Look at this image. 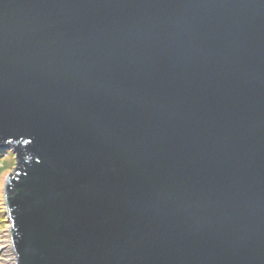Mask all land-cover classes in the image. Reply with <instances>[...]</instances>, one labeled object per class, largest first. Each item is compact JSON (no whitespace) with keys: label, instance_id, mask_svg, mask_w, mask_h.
Here are the masks:
<instances>
[{"label":"water","instance_id":"obj_1","mask_svg":"<svg viewBox=\"0 0 264 264\" xmlns=\"http://www.w3.org/2000/svg\"><path fill=\"white\" fill-rule=\"evenodd\" d=\"M14 264H264V0H0Z\"/></svg>","mask_w":264,"mask_h":264},{"label":"rangeland","instance_id":"obj_2","mask_svg":"<svg viewBox=\"0 0 264 264\" xmlns=\"http://www.w3.org/2000/svg\"><path fill=\"white\" fill-rule=\"evenodd\" d=\"M6 151V150H4ZM15 166V157L11 152L0 153V209L5 212L3 205V186L4 182ZM9 224L0 230V264H14L15 257L11 248L8 235Z\"/></svg>","mask_w":264,"mask_h":264},{"label":"trees","instance_id":"obj_3","mask_svg":"<svg viewBox=\"0 0 264 264\" xmlns=\"http://www.w3.org/2000/svg\"><path fill=\"white\" fill-rule=\"evenodd\" d=\"M2 151H3V152H6V151H4V150H0V153H2ZM6 224H8L6 213H5L2 209H0V230H1Z\"/></svg>","mask_w":264,"mask_h":264}]
</instances>
